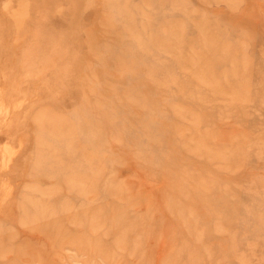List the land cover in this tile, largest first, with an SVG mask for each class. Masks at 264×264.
I'll list each match as a JSON object with an SVG mask.
<instances>
[{
	"label": "rangeland",
	"instance_id": "1",
	"mask_svg": "<svg viewBox=\"0 0 264 264\" xmlns=\"http://www.w3.org/2000/svg\"><path fill=\"white\" fill-rule=\"evenodd\" d=\"M0 264H264V0H0Z\"/></svg>",
	"mask_w": 264,
	"mask_h": 264
}]
</instances>
